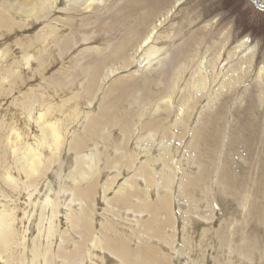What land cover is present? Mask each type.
Returning a JSON list of instances; mask_svg holds the SVG:
<instances>
[{
	"label": "bare ground",
	"instance_id": "bare-ground-1",
	"mask_svg": "<svg viewBox=\"0 0 264 264\" xmlns=\"http://www.w3.org/2000/svg\"><path fill=\"white\" fill-rule=\"evenodd\" d=\"M238 1L0 0V264H264Z\"/></svg>",
	"mask_w": 264,
	"mask_h": 264
},
{
	"label": "rangeland",
	"instance_id": "rangeland-1",
	"mask_svg": "<svg viewBox=\"0 0 264 264\" xmlns=\"http://www.w3.org/2000/svg\"><path fill=\"white\" fill-rule=\"evenodd\" d=\"M245 3L243 1H238L233 6V15H235L236 19L238 20L240 27L249 31H264V23L260 20L256 22L254 19H252L250 16L252 15V7L254 5V0L250 2V8L247 10L244 7Z\"/></svg>",
	"mask_w": 264,
	"mask_h": 264
}]
</instances>
